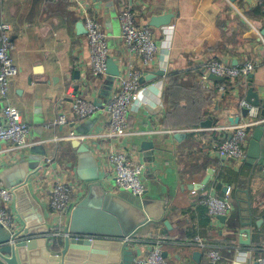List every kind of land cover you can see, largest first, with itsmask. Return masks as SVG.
I'll return each instance as SVG.
<instances>
[{"label": "crops", "instance_id": "crops-1", "mask_svg": "<svg viewBox=\"0 0 264 264\" xmlns=\"http://www.w3.org/2000/svg\"><path fill=\"white\" fill-rule=\"evenodd\" d=\"M88 1L107 34L109 55L120 71L133 68L142 74L156 70L164 74L141 84V106L129 113L126 135L109 138L101 107L83 119L70 111L74 98L83 96L93 102L106 83L105 77L91 74L85 33L76 28L82 19L70 1L0 0V13L12 26L11 57L18 70L8 96L30 128L24 147L0 143V174L4 172L7 182L20 178L22 170L32 166L18 203L34 197L33 205L40 204L51 218L47 203L51 187L59 181L73 185L71 204L79 201L87 183L75 173L73 139L87 146L97 159L100 182L112 192L109 155L130 151L134 161L144 165L145 196L158 203L157 214L163 212L159 220L147 223L131 238L135 258L148 251L152 240L162 238L167 264H226L235 259L253 264L256 256H264V134L259 159L246 156L235 162L219 154V143L243 123L240 100L245 98L248 79L212 80L205 65L210 59L233 66L252 61V84L264 86V0H132L137 23L149 26L158 42L156 58L147 68L122 46L120 0ZM165 13L173 14L167 26L156 29L149 25L152 15ZM115 91L114 80L109 96ZM146 105L160 108L150 113ZM62 112L68 113L67 123L54 124ZM229 117H239L238 123L229 122ZM205 120L209 123L201 125ZM255 125L248 128V138ZM142 140L152 142L151 155L137 153ZM206 175L209 177L202 184ZM191 183L198 185L188 187ZM227 185L234 203L228 218L234 214L239 221L235 231L226 225L228 218H210L200 202L211 192L222 195ZM242 218L250 220L248 245L239 242L248 238L247 233H239ZM163 220H168L169 228ZM209 248L221 256L216 263L206 255ZM195 251L199 252L197 260Z\"/></svg>", "mask_w": 264, "mask_h": 264}, {"label": "built area", "instance_id": "built-area-1", "mask_svg": "<svg viewBox=\"0 0 264 264\" xmlns=\"http://www.w3.org/2000/svg\"><path fill=\"white\" fill-rule=\"evenodd\" d=\"M73 9L77 10L85 29V37L90 52L91 74L94 78L106 76V61L110 56L108 51L107 34L104 32L100 21L90 10L88 0H69ZM120 24V38L124 49L135 55L142 68L153 64L158 51V42L149 26L139 25L132 9V0H120L117 5ZM12 26L0 13V143L10 142L15 148L26 145L29 135V125L20 116L19 111L10 102L8 96L9 86L18 70L11 57L13 43L11 40ZM254 62L245 61L240 66L226 64L216 59H210L205 65V71L226 80L241 78L247 79L249 73L254 70ZM141 70L128 68L119 70L115 77L116 91L113 92L106 103L101 107L105 112L108 124L107 136L109 138L124 137L128 130V115L138 106H141L140 92L142 76ZM240 108L245 110L243 123L233 127L229 136L218 145L219 154L226 160L241 162L246 158L245 149L248 138V128L251 124H259V107L251 106L243 98L240 100ZM98 107L83 96L74 98L70 105V111L78 119L91 116ZM68 113L62 112L53 121L54 124L65 125ZM109 161L113 169V190H125L133 195L142 196L144 193L143 170L144 165L134 161L130 151H116L109 155ZM264 170V169H263ZM73 185L64 182H56L51 187V196L47 206L52 214L51 235H59L65 222V212L71 205L70 194ZM14 195L12 189L0 185V224L13 230L18 226V220L11 211V203ZM207 214L212 219L224 215L227 219L234 210L231 199V186H225L222 195L213 192L205 195L201 200ZM90 238H96L90 236ZM128 240V238H126ZM132 240V239H131ZM164 239L152 240L148 251L134 259V264H167L163 256L162 243ZM206 255L210 262L216 263L220 254L215 248H209ZM256 264H264V256H256Z\"/></svg>", "mask_w": 264, "mask_h": 264}, {"label": "water", "instance_id": "water-1", "mask_svg": "<svg viewBox=\"0 0 264 264\" xmlns=\"http://www.w3.org/2000/svg\"><path fill=\"white\" fill-rule=\"evenodd\" d=\"M173 14L165 13L152 15L149 18V25L160 29L170 23ZM79 33H85L83 24L76 25ZM77 73V71L75 72ZM119 74V66L113 57L109 56L106 61L105 88L99 90V98L93 100L98 107H102L103 100L109 98L110 88ZM164 72L156 70L145 72L139 82H149ZM212 80H223L221 76L209 74ZM247 90L245 100L251 106L259 107V117L264 119V86L252 84L253 74L247 76ZM263 88V90H262ZM75 91L77 86H74ZM263 91V93L261 92ZM262 93V94H261ZM150 113L158 111L160 107L145 106ZM243 110V109H242ZM245 110H243V114ZM229 122L237 124L239 117H229ZM205 120L201 125H207ZM264 134V121L255 125L248 138L245 154L249 158L259 159L261 153V139ZM71 144L76 148L75 173L79 180L86 185V192L79 201L70 205L65 212V222L59 235H51L53 226L51 218L45 213L43 207L33 205L34 197H25L26 200L18 203V194L27 188L32 169L31 164L22 170L20 178L7 182L0 174L3 186L12 189L14 199L11 208L14 206L18 226L9 230L0 224V264H134L135 248L132 246L131 238L147 223L159 220L161 212L157 214V202L147 198L144 190L142 196L119 190L112 192L100 182L98 162L88 147L73 139ZM151 141L142 140L136 151L139 154L153 153ZM154 161V157L152 161ZM29 163L30 162L29 160ZM14 165L9 167V170ZM29 172V174H27ZM210 172V171H209ZM209 176L201 181L205 184ZM144 184V183H143ZM198 184H189L188 187H197ZM225 187L223 188V192ZM224 221V215L218 216ZM241 219V218H240ZM259 222H256L258 224ZM163 224L169 228L168 220ZM250 220H240L239 233H247L246 240H239L241 244H249ZM94 236L96 238H90ZM128 238V240H126ZM166 257V253L163 252ZM199 252H193V258L197 260ZM226 264H244L235 259ZM253 264H256L255 262Z\"/></svg>", "mask_w": 264, "mask_h": 264}, {"label": "trees", "instance_id": "trees-1", "mask_svg": "<svg viewBox=\"0 0 264 264\" xmlns=\"http://www.w3.org/2000/svg\"><path fill=\"white\" fill-rule=\"evenodd\" d=\"M233 215V216H232ZM231 217L228 218L226 225L229 227L231 231L237 230L239 227V221H237V218L234 214H232ZM206 219V218H205ZM164 243V242H163ZM163 246V245H162ZM164 248V246H163Z\"/></svg>", "mask_w": 264, "mask_h": 264}]
</instances>
